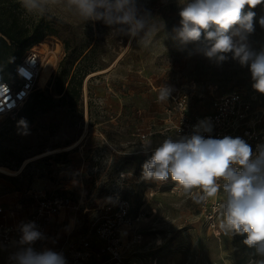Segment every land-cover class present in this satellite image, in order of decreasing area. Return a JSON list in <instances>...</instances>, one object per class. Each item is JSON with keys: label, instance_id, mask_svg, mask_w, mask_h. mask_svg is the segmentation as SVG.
I'll return each mask as SVG.
<instances>
[{"label": "rangeland", "instance_id": "obj_1", "mask_svg": "<svg viewBox=\"0 0 264 264\" xmlns=\"http://www.w3.org/2000/svg\"><path fill=\"white\" fill-rule=\"evenodd\" d=\"M17 2L25 24L39 25L34 35L39 39H31L33 45L45 43L55 63L48 81L43 85L38 81L35 88L50 98L49 108L25 120L26 128L19 125L20 117L2 120L10 128L7 147L24 156L25 165L17 174L0 171V205L26 213L35 205L29 189L42 184L47 192L69 193L75 201L83 192L93 209L85 212L80 207L71 219L76 231L87 232L102 216L97 204L122 194L132 203V215L144 212L135 232L140 237L126 253L129 264H259L264 260L255 247L244 244L246 234L220 229L223 209L213 225L200 221L199 203L193 199L196 188L185 192L171 178H142V165L170 133L161 112L166 100L158 99L162 85L193 79L200 86L216 85L218 93L238 88L255 104L264 105V94L253 89L248 67L231 54L216 63L197 52L203 42L182 46L175 39L173 29L180 26L184 0H138L153 16L156 30L145 42L132 40L131 44L127 36L112 32L102 22L85 23L60 4H48L41 16ZM248 10L246 6L244 11ZM251 10L256 15L247 42L260 51L264 49V27L259 24L264 2ZM12 75L11 70L8 79ZM72 75H83V81L80 95L70 99L67 87ZM192 105L209 109V95L195 97ZM145 132L152 139L147 151L140 142ZM219 194L224 202L225 194L222 190Z\"/></svg>", "mask_w": 264, "mask_h": 264}, {"label": "clouds", "instance_id": "obj_2", "mask_svg": "<svg viewBox=\"0 0 264 264\" xmlns=\"http://www.w3.org/2000/svg\"><path fill=\"white\" fill-rule=\"evenodd\" d=\"M28 11L45 15L48 4H60L83 22H102L112 32L145 42L156 30L153 16L140 7L138 0H21ZM264 0H184L179 11L180 26L174 28L175 39L182 46L201 44L197 48L210 61L229 58L248 67L255 91L264 94V49L253 50L247 40L254 31V9ZM249 9L244 11L245 7ZM259 24L264 27V17ZM171 88L162 85L158 99L169 98ZM19 125L26 128L24 119ZM211 126L201 122L190 136L166 138L142 165V178L167 181L171 178L185 192L199 188L196 202L225 194L220 229L226 234L244 235V244L255 247L264 256V147L254 154L240 137L205 138ZM141 148H152L145 138ZM21 248L13 254L14 264H66L61 253L50 249L36 251L32 245L43 237L35 222L20 226ZM23 245H29L23 247ZM259 264H264V260Z\"/></svg>", "mask_w": 264, "mask_h": 264}, {"label": "built area", "instance_id": "obj_3", "mask_svg": "<svg viewBox=\"0 0 264 264\" xmlns=\"http://www.w3.org/2000/svg\"><path fill=\"white\" fill-rule=\"evenodd\" d=\"M46 55L38 45H31L13 66V75L0 81V122L4 118L14 119L18 116L36 88ZM168 86L172 89L170 96L161 106L166 129H170L166 138L190 136L201 122H205L212 129L210 133L200 130L205 138L240 137L250 145L254 154L260 147H264V105L255 104L254 99L244 91L234 88L218 93L216 85L200 86L193 79ZM205 93L209 95V109L194 108L192 102L195 97H204ZM140 137L141 145L145 138L152 141L147 132L141 133ZM196 191L197 194L200 189L196 188ZM28 194L34 199L35 205L26 213H19L15 206L0 205V264H14L13 254L22 247L21 224L35 222L43 237L30 246L36 251H42L49 249L44 245V239L49 225L59 213L66 208H79V204L69 194L47 192L44 185L32 186ZM222 205L223 198L219 192L216 197L199 202L200 221L213 225ZM99 209L101 218L92 222L87 232L77 237H65L55 251L63 255L66 264L131 262L126 253L140 237L139 232H135L143 220L144 212L132 215V203L122 194H115L109 202L103 201Z\"/></svg>", "mask_w": 264, "mask_h": 264}, {"label": "trees", "instance_id": "obj_4", "mask_svg": "<svg viewBox=\"0 0 264 264\" xmlns=\"http://www.w3.org/2000/svg\"><path fill=\"white\" fill-rule=\"evenodd\" d=\"M38 26L29 27L25 24L18 11L17 0H0V81L8 79V72L22 58L24 50L33 45V40L38 41L39 36H34L38 33ZM82 81L83 75L70 77L67 87L70 99L80 95ZM49 106L50 98L43 91L34 89L16 118L29 120L37 112L46 111ZM9 129L3 121L0 122V166L15 170L25 157L7 147L5 142Z\"/></svg>", "mask_w": 264, "mask_h": 264}, {"label": "crops", "instance_id": "obj_5", "mask_svg": "<svg viewBox=\"0 0 264 264\" xmlns=\"http://www.w3.org/2000/svg\"><path fill=\"white\" fill-rule=\"evenodd\" d=\"M18 169H15V170H18ZM5 174H7V173H5ZM67 194H69V193H67ZM86 194L88 195V193H86ZM73 200H74V202L79 204V208L80 207H84L86 209V210H84L85 212L91 211V209H93V208H90L91 205L88 203L87 196L86 195L84 196L83 192H81V198H79L76 201H75V199H73ZM100 200L103 201L102 198H100ZM100 205L101 204H97V208L98 209H99ZM79 208L77 210H74V209H71V208H66V209H63L59 213V215L57 216L55 221L52 222L51 225H49V231L47 233V236L44 239V243H45L44 245L46 247H48L51 250L56 251L61 246V244H62V242H63L65 237H67V236L77 237L80 234L85 232L83 230L76 231V229L74 228L75 227V220L71 219L72 213L76 214V212L79 210Z\"/></svg>", "mask_w": 264, "mask_h": 264}, {"label": "bare ground", "instance_id": "obj_6", "mask_svg": "<svg viewBox=\"0 0 264 264\" xmlns=\"http://www.w3.org/2000/svg\"><path fill=\"white\" fill-rule=\"evenodd\" d=\"M40 48L45 51L47 53L46 57L44 58L43 62H42V69H41V74H40V78H39V84L40 85H43L45 84L48 79H49V76H50V72L54 66V55H49L50 52L52 51H49L46 44L45 43H41L40 44ZM56 49V48H55ZM77 141H75L72 145L70 146H73L74 144H76ZM25 163V162H24ZM23 165V164H22ZM22 165L20 166V168L22 167ZM19 168V169H20ZM18 170H10L6 167H3V166H0V171L4 172V173H8V174H14V173H17Z\"/></svg>", "mask_w": 264, "mask_h": 264}, {"label": "water", "instance_id": "obj_7", "mask_svg": "<svg viewBox=\"0 0 264 264\" xmlns=\"http://www.w3.org/2000/svg\"><path fill=\"white\" fill-rule=\"evenodd\" d=\"M24 165H25V164H24ZM24 165H23L21 168L19 167V168H20L19 172H20V171H21V169L24 167ZM9 175H11V174H9Z\"/></svg>", "mask_w": 264, "mask_h": 264}]
</instances>
